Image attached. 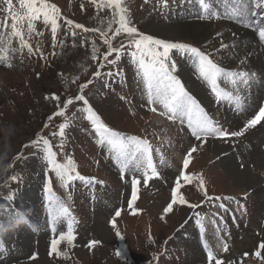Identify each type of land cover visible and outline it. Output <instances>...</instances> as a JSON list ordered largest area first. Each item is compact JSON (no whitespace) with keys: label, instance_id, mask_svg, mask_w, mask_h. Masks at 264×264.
<instances>
[{"label":"rangeland","instance_id":"rangeland-1","mask_svg":"<svg viewBox=\"0 0 264 264\" xmlns=\"http://www.w3.org/2000/svg\"><path fill=\"white\" fill-rule=\"evenodd\" d=\"M47 2L59 11L55 47L51 27L45 26L41 16L34 22L35 33L26 37L33 54L26 48L18 50L19 41L13 38L7 53L11 66L0 64V158L4 165L0 167V225L5 229L0 232V264H208L206 245L224 264H264L254 255L264 241V126L257 125L227 141L214 137L205 143L197 141L186 124L162 114V105L148 104L141 74L127 54V34L112 37L117 27L114 22L109 27L114 8L99 6L101 0ZM13 5L23 13L18 0H13ZM121 6L140 33L197 47L234 72L257 73L248 77L249 85L239 76L220 82L223 91L241 98L238 110L235 98L231 102L218 100L194 70L192 60L174 50V74L219 126L238 131L254 110L264 106V39L248 26L264 24V7L252 9L242 19L227 15L209 19L202 14L198 0H168L167 7L160 0H122ZM214 6L222 14L226 11L224 0H214ZM3 7L0 0V9ZM6 16L0 10V22ZM75 24L83 28L77 29ZM24 27L26 31V24ZM245 30L251 36L245 38ZM101 32L107 33L114 48L125 46V54L116 65L104 59L108 45ZM222 43L231 47L221 49ZM114 58V53L108 57ZM98 69L112 75L96 78ZM89 80L92 82L82 94L101 120L113 130L147 140L152 146L159 177L151 178L147 185L142 172L125 173L121 179L112 153L98 143L86 113L79 111L84 107L82 102L74 100L64 116L55 115L64 101L81 94V85ZM53 94L60 97V104ZM61 123L69 125L62 150L61 138L51 135L59 131ZM41 136L49 139L59 162L71 158L82 176L99 183L77 180L65 188L48 169L43 147L33 146ZM194 146L196 151L189 157ZM186 157V174L195 178L190 183L181 179L178 191L188 204L177 202L172 212L164 214L176 177L185 171ZM13 175L16 181L11 180ZM133 175L141 183L129 208ZM49 181L55 197L69 206L74 218L75 240L73 245L62 242L58 246L61 255L50 254L51 240L67 231L69 219L59 218L53 231L45 191ZM205 189L213 197L211 201L206 199ZM10 195L11 201L7 199ZM198 203L196 211L188 206ZM117 210L121 215L115 218L114 229L110 221ZM16 211H25L32 226L16 227L9 215ZM91 240L101 243L89 248ZM224 244L228 250L232 244L235 248L219 255L218 246L223 249ZM261 254L264 256V251Z\"/></svg>","mask_w":264,"mask_h":264},{"label":"snow or ice","instance_id":"snow-or-ice-1","mask_svg":"<svg viewBox=\"0 0 264 264\" xmlns=\"http://www.w3.org/2000/svg\"><path fill=\"white\" fill-rule=\"evenodd\" d=\"M19 7L23 10L20 11L14 9L13 0H2L4 7L0 10L4 11L7 16L4 22H0V64L11 66L9 63V56L7 55L11 46L13 38H17L19 41V49H27L29 55L33 54V47L28 43L26 37H31L35 33L34 22L43 17L45 26L50 25L51 34L53 37V46L56 45V34L58 31V18L59 11L55 5L47 2V0H18ZM95 3L96 0H93ZM163 7L168 6V0H160ZM198 4L201 8L202 14L206 15L209 19L221 18V15H227L230 19H242L246 14L256 7H264V0H224L226 5V11L222 14L214 6V0H198ZM122 0H101L99 6L114 8V18L110 22L115 23L117 27L112 33V37L126 33L128 36L127 54L132 58L133 62L137 65L138 72L141 74L142 81L146 87L147 102L150 105H162L164 109V115L170 121H177L181 124H186L190 130L191 135L201 143L207 142L208 137L219 138L223 140H229L234 137H240L250 129L257 125L264 126V106H259L258 110H254L255 114L244 123L243 127L238 131H232L219 126L212 118L209 117L207 112L198 102V100L186 90L183 82L174 74L176 68L175 62L172 60V53L179 52L182 56H187L192 60L194 70L198 71L199 76L209 86L211 92L216 96L218 100H226L231 102L235 98V107L239 110L242 108V100L239 96H233L232 93L223 91L220 82L225 77L235 78L239 76L245 85H249L250 81L248 77H255L257 73H249L245 71L234 72L232 70L221 67L208 54L201 51L199 48L188 45L186 43L168 42L162 39L154 38L150 35L140 33L135 26H132L130 19L126 15V8L122 7ZM10 20V25L7 23ZM68 25H72V21H67ZM26 24V31H25ZM249 28L258 31V37L264 39V24L258 26L249 24ZM10 28V31H5ZM75 28L81 29L83 25L75 24ZM85 31H96L90 29H84ZM71 31V28H70ZM73 36H76V32H72ZM100 35L105 37L104 43L108 45V51L104 54V59L110 65H116L120 61L121 56L125 54V46L121 45L119 48H114L111 43V39L107 38L106 32H101ZM231 45L221 44V49H226ZM16 51V50H14ZM115 54V58L109 60L108 57ZM96 57L94 56L93 59ZM243 63V61H241ZM103 67V64L100 65ZM102 75L111 76L112 72L101 73L98 69L94 73V77L99 78ZM92 81L89 80L81 85V94L76 95L74 98H69L63 102V107L55 114L58 116L65 115V109L71 105L74 100L82 102L84 107L79 111L86 113V119L90 121L92 129L98 137V143L106 145L109 152L112 153V158L119 165L121 179L125 178V173H143V183L148 184V181L153 178L159 177L157 166L153 160V149L147 140L141 139L136 136H125L123 133L113 130L107 126L100 118V116L90 106L89 101L82 94L83 89L88 86ZM233 83L236 80L233 79ZM47 98V97H46ZM53 98L57 104H60V97L53 94ZM152 111H156L153 107ZM53 117H49L51 121ZM45 127H48L46 124ZM69 125L67 123H61L59 125V131L51 133L52 136H59L61 143L59 147L63 149V138L65 137V130ZM34 147H43V158L47 163L48 169L55 173V176L59 178L61 184L67 188L72 182L80 180L87 181L91 184L95 181V178H86L82 176L76 169V165L71 158H67L65 162L61 163L57 160V152L53 150V145L48 138L41 136L38 140L33 141ZM196 151L194 146L188 151L190 157L193 152ZM3 158H0V167H4L2 163ZM189 165V159L186 157L183 161V168L179 176L176 177L174 186L172 188V198L167 206L163 209L164 214H168L173 211V206L178 202L180 205L188 204L183 196L179 194L181 189V179L184 182L190 183L195 177L186 174V170ZM151 173V175H149ZM12 181L17 180V176L11 177ZM141 183L139 177L133 175L131 178V199L128 202L129 208H132L133 203L137 199L138 185ZM200 187L204 188L203 179L200 178ZM48 194L46 199L48 200V208L52 217L53 231L55 232L56 221L61 217H67L69 219L67 225V231L61 232L58 238L51 240L50 254L55 253L61 255L58 246L62 242H66L68 245H73L75 240V234L73 231L74 218L70 212V208L67 204L60 201L58 197H55L52 192L51 182L45 189ZM205 197L211 201L213 197L207 195L205 189ZM9 201L13 199L10 195L7 198ZM70 199V197H69ZM215 199L219 200L220 197ZM189 207H198V205L189 204ZM220 207L226 206L221 204ZM13 220L17 221L16 217L21 216L22 213L16 211L14 214L9 213ZM121 215V211H115V215L110 221L111 226L115 229L117 227L116 217ZM12 227L11 222L8 225ZM4 226L0 225V232H3ZM117 230V235H119ZM101 241L91 240L88 244L89 248H93L99 245ZM207 261L208 264H224L222 259L217 258L210 247H207ZM254 255L261 260H264L262 251H264V241L260 242ZM223 250L227 251V244H224ZM118 255L120 253H117ZM247 255V254H245Z\"/></svg>","mask_w":264,"mask_h":264},{"label":"clouds","instance_id":"clouds-1","mask_svg":"<svg viewBox=\"0 0 264 264\" xmlns=\"http://www.w3.org/2000/svg\"><path fill=\"white\" fill-rule=\"evenodd\" d=\"M22 213L21 216L18 217L17 221H15V226L20 227V226H29L31 227V222L28 220L27 215L25 211H20Z\"/></svg>","mask_w":264,"mask_h":264},{"label":"bare ground","instance_id":"bare-ground-1","mask_svg":"<svg viewBox=\"0 0 264 264\" xmlns=\"http://www.w3.org/2000/svg\"><path fill=\"white\" fill-rule=\"evenodd\" d=\"M244 35H245V38L247 37V36H251L250 35V32L248 31V30H245L244 31ZM252 38V37H251ZM252 40H253V38H252ZM254 42H256V40H253ZM257 43V42H256ZM260 45V44H259ZM252 50V49H251ZM259 52V51H258ZM264 53V52H263ZM261 54V53H260ZM262 56H263V54H262ZM262 58V57H261ZM264 62V61H263Z\"/></svg>","mask_w":264,"mask_h":264}]
</instances>
